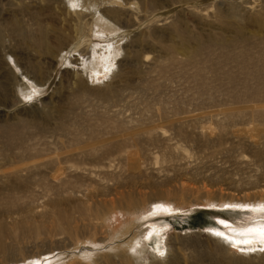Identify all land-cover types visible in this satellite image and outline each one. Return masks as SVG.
I'll return each instance as SVG.
<instances>
[{
  "label": "rangeland",
  "instance_id": "1",
  "mask_svg": "<svg viewBox=\"0 0 264 264\" xmlns=\"http://www.w3.org/2000/svg\"><path fill=\"white\" fill-rule=\"evenodd\" d=\"M260 208L264 0H0V264H264Z\"/></svg>",
  "mask_w": 264,
  "mask_h": 264
},
{
  "label": "snow or ice",
  "instance_id": "2",
  "mask_svg": "<svg viewBox=\"0 0 264 264\" xmlns=\"http://www.w3.org/2000/svg\"><path fill=\"white\" fill-rule=\"evenodd\" d=\"M27 99L31 100L32 97L29 96L27 97ZM252 210L264 213V208ZM262 219H264V217H262ZM220 224L227 227V224L224 220H221ZM214 234L217 237H221L225 241L229 242L231 244V247L241 254L247 255L250 253H255L257 251L264 252V223H255L252 226L242 228L239 232V235L245 237V239L242 240L234 239L233 237L227 235L222 231H215ZM257 245H260V247H257ZM159 255L163 257L165 255V252L160 251Z\"/></svg>",
  "mask_w": 264,
  "mask_h": 264
},
{
  "label": "bare ground",
  "instance_id": "3",
  "mask_svg": "<svg viewBox=\"0 0 264 264\" xmlns=\"http://www.w3.org/2000/svg\"><path fill=\"white\" fill-rule=\"evenodd\" d=\"M106 50V49H105ZM108 52H109V50H108ZM107 53V52H106ZM243 238H245V237H243ZM88 249V248H87Z\"/></svg>",
  "mask_w": 264,
  "mask_h": 264
}]
</instances>
